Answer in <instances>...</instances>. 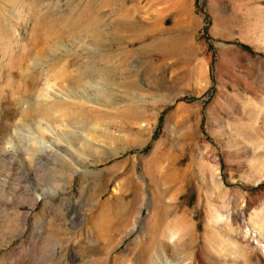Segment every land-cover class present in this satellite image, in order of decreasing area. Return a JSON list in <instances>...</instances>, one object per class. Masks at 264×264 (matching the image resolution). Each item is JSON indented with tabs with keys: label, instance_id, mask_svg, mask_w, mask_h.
I'll list each match as a JSON object with an SVG mask.
<instances>
[{
	"label": "rangeland",
	"instance_id": "374dc122",
	"mask_svg": "<svg viewBox=\"0 0 264 264\" xmlns=\"http://www.w3.org/2000/svg\"><path fill=\"white\" fill-rule=\"evenodd\" d=\"M88 58L92 129L30 114ZM263 243L264 0H0V264H264Z\"/></svg>",
	"mask_w": 264,
	"mask_h": 264
},
{
	"label": "bare ground",
	"instance_id": "6f19581e",
	"mask_svg": "<svg viewBox=\"0 0 264 264\" xmlns=\"http://www.w3.org/2000/svg\"><path fill=\"white\" fill-rule=\"evenodd\" d=\"M108 73L109 71L107 72L106 68H97L94 65H92L90 63V58L82 62L80 61L79 62H74V61L65 62V64L60 69L61 75L59 76L63 82H66L69 85L71 90L68 92L69 93L71 92L70 95L68 93L69 96L67 97V94H66L65 96L66 98H63V96L58 97L54 95V97L51 100H48L46 103L27 101L28 109L31 112L30 114L33 116L42 115L46 117L52 123L57 122L59 123V125L60 124L62 125L64 124L65 126L69 125L74 129L75 128L79 129L78 128L79 126H85V128L87 127L89 129H92L93 126L91 125L90 118L85 115L88 112H92L93 110H95L92 104H88L94 101L93 100L94 97L90 93V90L95 89L96 91H103L106 88L105 85H107L108 83V82L106 83V80L108 78L107 77ZM97 79L98 80L101 79L104 85L94 84L95 81H97ZM81 86H82V90L87 93V96L85 97H83L81 93L79 92L80 91L79 88ZM82 111L86 113L83 114ZM54 113H56V115ZM75 140H74V143H75ZM44 146H46V148H49L52 145H49L48 143L45 142ZM57 147H58V151L59 150L65 151L64 153L65 158L67 157L68 160L75 161V158L72 152V151H76L74 150L75 148L73 149L72 147L71 148L68 147L69 148L68 150L66 149L63 150L61 149L62 147L60 145L58 146V144H57ZM49 149H52V148H49ZM106 203L107 202H103L101 206L104 208L106 206ZM173 240H174V234H171L169 236V241H173ZM262 248L264 250V243L262 244Z\"/></svg>",
	"mask_w": 264,
	"mask_h": 264
}]
</instances>
